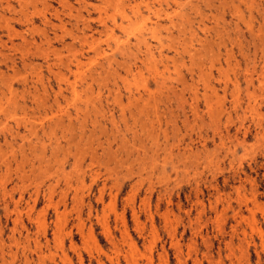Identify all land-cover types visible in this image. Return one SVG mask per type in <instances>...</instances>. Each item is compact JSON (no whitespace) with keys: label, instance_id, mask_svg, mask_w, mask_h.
I'll return each mask as SVG.
<instances>
[{"label":"rangeland","instance_id":"374dc122","mask_svg":"<svg viewBox=\"0 0 264 264\" xmlns=\"http://www.w3.org/2000/svg\"><path fill=\"white\" fill-rule=\"evenodd\" d=\"M0 264H264V0H0Z\"/></svg>","mask_w":264,"mask_h":264},{"label":"bare ground","instance_id":"6f19581e","mask_svg":"<svg viewBox=\"0 0 264 264\" xmlns=\"http://www.w3.org/2000/svg\"><path fill=\"white\" fill-rule=\"evenodd\" d=\"M89 43V42H88ZM12 46V45H11ZM5 56V55H4ZM27 261V260H26Z\"/></svg>","mask_w":264,"mask_h":264}]
</instances>
